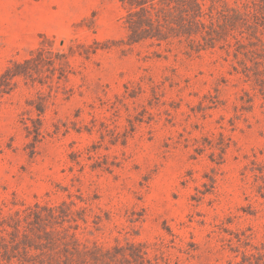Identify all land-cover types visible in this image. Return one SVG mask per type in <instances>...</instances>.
<instances>
[{"label":"rangeland","instance_id":"374dc122","mask_svg":"<svg viewBox=\"0 0 264 264\" xmlns=\"http://www.w3.org/2000/svg\"><path fill=\"white\" fill-rule=\"evenodd\" d=\"M0 264H264V0H0Z\"/></svg>","mask_w":264,"mask_h":264}]
</instances>
